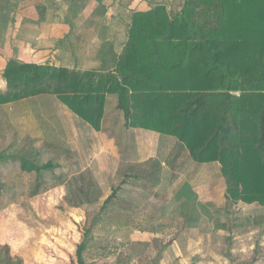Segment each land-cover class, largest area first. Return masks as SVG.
<instances>
[{
	"label": "rangeland",
	"instance_id": "obj_1",
	"mask_svg": "<svg viewBox=\"0 0 264 264\" xmlns=\"http://www.w3.org/2000/svg\"><path fill=\"white\" fill-rule=\"evenodd\" d=\"M53 105L40 98L34 107L44 109L36 118L42 136L34 124H25L28 119L22 120V131L20 122L0 114V264H77L76 249L83 241L89 264H264V206L233 203L220 164L193 162L175 138V193L190 181L202 202L197 199L199 210L190 218L184 203L175 200L174 220L160 208L167 194H157L161 204L134 194L156 191L158 162H165L162 167L170 162L162 149L164 136L137 138L122 127L120 114L113 131L117 156L94 158L85 133L83 139L68 132L71 144L59 141L57 116L49 111ZM113 105L110 99L111 123ZM30 107L29 102L25 109ZM54 133L57 138H48ZM22 157L55 167L27 172ZM128 171L140 177L127 178ZM36 188L38 194L31 195ZM86 227L91 228L88 237Z\"/></svg>",
	"mask_w": 264,
	"mask_h": 264
},
{
	"label": "trees",
	"instance_id": "obj_2",
	"mask_svg": "<svg viewBox=\"0 0 264 264\" xmlns=\"http://www.w3.org/2000/svg\"><path fill=\"white\" fill-rule=\"evenodd\" d=\"M3 77L0 105L55 95L97 131L108 95H116L127 127L177 138L195 161L221 165L233 203L264 206V0H186L177 15L157 4L133 14L114 71L12 58ZM20 161L27 172L55 167ZM175 200H184L190 218L199 210L188 184ZM86 247L77 246V264H89Z\"/></svg>",
	"mask_w": 264,
	"mask_h": 264
},
{
	"label": "crops",
	"instance_id": "obj_3",
	"mask_svg": "<svg viewBox=\"0 0 264 264\" xmlns=\"http://www.w3.org/2000/svg\"><path fill=\"white\" fill-rule=\"evenodd\" d=\"M185 1L0 0V90L5 91L7 88L3 71L8 61L12 58L25 63L49 64L80 71H95L98 73L114 71L120 54L127 43L132 16L135 12L148 11L157 4H164L171 15H177L184 6ZM40 98L42 101L53 100L54 102L53 107L49 111L57 116V133H59L60 142L64 141V145L66 142L71 144L65 139L68 132L75 136H81L83 139H86V137L84 138L85 133L89 138L86 147L94 150V158H99L103 155L117 156L113 151L116 143L113 131L116 128V118L120 114L124 118V114L117 108L118 97L116 95H108L107 97L101 131L95 130L89 123L70 111L67 106L60 103L57 96L51 94L36 95L0 105V114L7 112V115L14 121L20 122L18 128L23 127L20 129L22 131H24L23 122L28 119L30 123L25 124H34L36 131L42 136L40 132L41 125L36 121V118H39L37 113L44 109L34 108L37 107L36 103ZM110 99L113 100L114 104L111 112V116H113L112 123L109 121V115H107L108 101ZM19 102L24 105H16ZM29 102L33 107L25 109ZM13 106H16L17 109L15 110ZM69 127L70 130H68ZM122 127L136 133V135L138 134L137 138L138 136L150 137L155 134L165 137L163 138L162 149L163 153H168V161L170 162L167 167H162L165 165L164 161L158 162L160 170L155 176L156 178H154L157 184L153 189L156 191L151 195L152 190L145 192L137 189L138 192L134 191V194H139L140 197L142 195L141 201L150 200L155 202V204H161L162 202L161 199L158 200L156 197L158 193L167 194V203L163 207L161 205L160 208H162V212L165 211L167 214H172L175 220V195L180 191L177 190L175 193V137L143 128L127 127L125 118ZM32 133L36 132L32 131ZM56 135V133L49 134L48 138H57ZM158 146L160 148L161 145ZM96 147L97 149H95ZM115 158L112 161L117 160ZM141 160L139 161L141 162ZM2 161L8 162L9 160L2 157ZM193 162L199 163L195 160ZM214 163L219 164L218 162L201 164ZM98 166L104 170L103 166ZM128 168L130 169L129 165ZM125 176L127 178L140 177L138 173L129 171ZM184 184L190 185L191 189L193 187L190 181ZM159 187H162L161 191H159ZM182 187L180 188L182 189ZM192 190L196 193L197 199L199 198V201H201V193L195 191L194 187ZM203 190V194L206 195L208 193L207 188H203ZM144 195H146V199L143 197ZM183 201H179L181 205L184 203ZM1 212L2 210H0V215Z\"/></svg>",
	"mask_w": 264,
	"mask_h": 264
}]
</instances>
